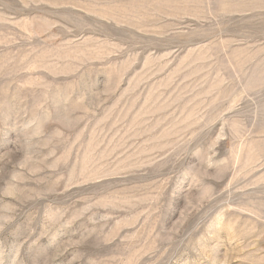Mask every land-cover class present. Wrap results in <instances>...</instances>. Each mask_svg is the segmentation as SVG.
<instances>
[{
	"label": "rangeland",
	"instance_id": "1",
	"mask_svg": "<svg viewBox=\"0 0 264 264\" xmlns=\"http://www.w3.org/2000/svg\"><path fill=\"white\" fill-rule=\"evenodd\" d=\"M0 264H264V0H0Z\"/></svg>",
	"mask_w": 264,
	"mask_h": 264
}]
</instances>
